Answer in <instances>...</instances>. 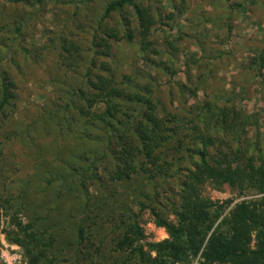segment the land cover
<instances>
[{
  "label": "rangeland",
  "instance_id": "1",
  "mask_svg": "<svg viewBox=\"0 0 264 264\" xmlns=\"http://www.w3.org/2000/svg\"><path fill=\"white\" fill-rule=\"evenodd\" d=\"M82 1H50L41 9L37 5L0 4V70L15 90L7 106V112L14 109L15 113L6 120L7 127L14 132H19L22 124L47 128L48 136L35 135V141L53 139L54 144L38 145L37 151L34 146H24L29 128L19 138L7 141L2 148L4 155H13L6 160L12 165L8 166L7 182L12 185L23 180L25 176L18 167L30 163L34 155L46 167H53V177L47 179L56 187L65 186L68 203L80 190L74 170L86 169L91 197L98 192L97 181L111 184L115 175H133L129 182L138 195L129 194L123 214L128 231L133 229L130 238L137 239L133 249L125 253L126 258L131 257L129 264H140L139 247L145 253L141 264H149L158 255L153 244L170 237L160 221L180 225L179 213H187L184 197L192 186L196 187L192 200L215 216L212 230L217 227L227 233L224 220L242 201L258 204L264 228L262 186L246 182L247 175L235 176L233 183L211 176L203 170L199 158L201 137L209 135L215 136L212 149L220 155L222 170L244 175L247 164L264 165V62L260 63L264 59V0H250L244 7L241 0H135L139 14L132 4L106 19L102 17L111 0ZM234 8L239 11L234 12ZM142 30L148 33L143 48ZM12 56L17 65L11 63ZM123 72L128 74V87L120 83ZM81 79L91 96L84 118L83 114H74L72 105L67 110L63 107L67 97L62 87L76 86ZM117 87L126 94L124 99L117 96L110 101L124 122L122 127L119 124L125 136L120 140L115 139L118 132L114 134L112 124L96 117L103 114L107 103L103 94L95 92L106 95ZM148 98L151 105L146 104L142 111L154 108L153 124L157 123L162 136L148 132L144 141L130 143L132 134L124 133L126 124L137 116L134 108L141 107L139 102ZM121 112L132 116L125 117ZM145 123L152 125L151 121ZM234 136L245 137L246 146ZM110 137L116 141L113 147L107 146ZM178 141H183V146ZM55 149L62 150V156L57 158ZM25 150L33 153L26 155ZM149 155L154 166H149ZM40 177L47 176L40 173ZM15 186L16 191L12 186L0 195V264H28L22 247L10 242L4 233V228H16L13 218L27 225L29 215L34 213L28 204L31 199L20 202L17 193L21 187ZM93 223L92 218L86 219L90 242L94 233L103 239L108 231L105 225ZM259 227L257 223L250 225L252 249L258 245ZM42 228L36 232L46 239ZM104 240L105 252L109 253L112 242L108 237ZM48 252L53 254L52 249ZM66 255L59 251L56 257L65 259ZM176 264L205 263L200 254H190Z\"/></svg>",
  "mask_w": 264,
  "mask_h": 264
},
{
  "label": "trees",
  "instance_id": "2",
  "mask_svg": "<svg viewBox=\"0 0 264 264\" xmlns=\"http://www.w3.org/2000/svg\"><path fill=\"white\" fill-rule=\"evenodd\" d=\"M50 1L58 2H72L75 0H0V4L4 2H9L13 6H22V5H37L41 9L49 3ZM82 1V0H81ZM91 0H83L84 3H89ZM135 6V11L137 14L140 13L138 6L135 4V0H111L105 8L102 19L110 17L113 12L122 11L127 6ZM210 19V18H209ZM148 33L145 30L141 31L142 38V47H145V39ZM132 37V35H130ZM2 54L0 50V61L2 59ZM16 57L12 56L10 59L11 63L17 65ZM148 61L150 59L148 58ZM264 62L260 60V63ZM88 74H91L90 67H88ZM120 83L128 87V82L126 83L125 79H129L128 74L121 73ZM127 75V76H126ZM1 82H0V195L3 194L8 187H12L16 191V186L19 185L21 188L18 189L19 201L25 200L28 202V199H31L28 203L30 208H33L34 213L29 215L30 222L26 225L21 219L13 218L14 225L16 228L8 227L4 228V233L6 234L7 239L15 244H18L22 247L25 256L27 258L28 264H105L109 261L108 264H129L128 261L131 258H126L125 253L130 249H133V246L137 239L130 238L129 231L133 230L132 227L129 228V225L126 224L123 214L127 212V197L129 194L137 196L136 188L133 186V183L129 182L133 175L122 174L115 175L112 179L111 184H107L103 180L97 181L98 183V192L91 197L89 189L86 187V169L77 172L74 170V175L79 177V182L77 185L80 190L76 191L74 195L71 196L69 203L64 199L66 193L65 186L56 187L51 179L53 177V167L43 165L39 156L34 155V160H30V163L18 167V170H21L25 176L23 180L19 181L16 184H9L7 182L8 166H12L10 162L6 160L12 159L13 155L9 152H6L4 155V144L6 145L7 141L15 140L21 135L28 132L24 142V146H34L36 148L38 145H43L48 143L53 146V139L46 142L37 143L35 141V135L43 134L48 136L49 129L42 128L39 130L38 127H35V124L21 125L19 132H14L9 127H7V121L9 116L15 113L14 109L7 112V106H9L12 97H14L15 90L12 83L9 82V78L5 75L3 70H0ZM81 78L83 76H80ZM81 79L76 86L67 85L63 86L64 94L67 97L65 99L64 109H68L69 105L73 106L74 114H83L81 118L86 117V107L87 101L91 96L88 95L86 90L83 88ZM89 83V81H87ZM91 88L93 85L89 83ZM102 89V87H100ZM98 89V88H97ZM93 91V90H92ZM94 92V91H93ZM97 94H103L106 97V108L99 115H96L97 119L100 121H106L109 124H112L114 132L117 133L114 135L116 140L123 139L124 134L120 132V126L124 125L122 119H119L117 116V110L115 111L114 104H111L112 99L125 98L122 91L115 88L111 93L106 95L103 92H95ZM127 93V91H126ZM97 96V95H94ZM127 97L131 100V96L127 94ZM61 98H63L61 96ZM58 98V99H61ZM136 98V97H135ZM151 100L148 98L145 101H140L141 107L134 108V112L137 115L130 121L128 129L124 131H131V141L135 142L136 140L144 141L146 137L148 138V132L154 137L162 136L161 132L156 126L157 123L153 124L155 117L154 108L148 107L147 111L143 112L142 109L146 104L150 106ZM165 108V107H163ZM11 112V113H10ZM143 112V113H142ZM36 111L34 112V114ZM122 113V112H121ZM48 114V112L46 113ZM125 117H130L132 115L128 113H122ZM139 114V115H138ZM146 121H151L152 125L146 124ZM182 120H180L181 124ZM151 127V128H150ZM121 134V136H120ZM146 135V137H145ZM204 135V134H202ZM201 136V135H200ZM113 137L108 138L107 146H111L116 142L112 140ZM201 144L202 148L199 151V158L203 170L210 174L211 176L223 177L224 180L234 182L235 176H246V182L259 183L264 190V165H259L254 167L252 163L247 164L244 170V175L239 173H232L231 171L222 170L219 167L220 155H216V150L212 149V146L215 143V136L204 135ZM238 139L240 144L245 141V137H233ZM55 141V140H54ZM236 142V140H235ZM123 144V143H122ZM178 144H182L183 141H178ZM56 146V144H55ZM54 146V147H55ZM24 147V149L26 148ZM38 148V147H37ZM36 148V151H37ZM19 152H23L19 148ZM55 149V156L58 158L62 156V150L58 152ZM125 152V150H124ZM26 155L32 154L25 150ZM150 156V155H149ZM28 160V157H25ZM183 159V157H180ZM62 160V158L60 159ZM149 166H154V159L150 156ZM47 176L45 178H37V175ZM57 174V170L55 169ZM201 179H198L200 182ZM191 191L188 195L184 197V208L187 210V213H179L180 215V225H173L166 223V221H160L161 224L167 226L170 237L161 242L153 244L155 250L158 252L156 257H152L149 261V264H176L179 261L186 259V256L193 254H200L203 258L205 264L213 263H226L232 262L233 264H264V228L262 227V216L258 214L257 203L251 204L246 201L239 202L235 205L234 209L231 211V214L228 218L224 220V225L227 226V233L219 231L217 227L213 229L215 224V216L212 215L210 211L201 208L197 201L192 200L193 193L196 191V187H190ZM38 191L37 196L36 192ZM130 191V193H129ZM134 192V194L132 193ZM83 194V199H80V195ZM144 195V192L140 193ZM87 197V199H86ZM93 199V203H91ZM65 201V202H64ZM87 203V204H86ZM93 204V206H92ZM264 205V200L260 202ZM89 207V208H87ZM92 207V208H91ZM57 211V215L54 214V211ZM87 211V212H86ZM3 214L0 211V225L1 218ZM27 216V215H26ZM92 218L94 220L93 224L96 225H105L108 228L107 233L104 238L108 237V240H111V249L109 253H106L105 250V240L102 239L100 234L94 233V239L92 242L91 234H86V219ZM251 223H257L260 227L258 230V245L257 248L252 249L249 246L251 239ZM43 227L44 233H46V239H42L36 230ZM98 232V231H96ZM64 234V235H63ZM117 234V235H116ZM124 234V236H122ZM135 234H138V231H135ZM42 240V241H41ZM58 247V251L57 250ZM60 247V250H59ZM52 249L53 254L49 253L48 250ZM139 254L140 264L141 261L145 258V253L143 252L142 247L136 249ZM65 252V259L56 257L57 252ZM125 256V257H124ZM137 257V255H135Z\"/></svg>",
  "mask_w": 264,
  "mask_h": 264
},
{
  "label": "crops",
  "instance_id": "3",
  "mask_svg": "<svg viewBox=\"0 0 264 264\" xmlns=\"http://www.w3.org/2000/svg\"><path fill=\"white\" fill-rule=\"evenodd\" d=\"M231 1L234 2V0H231ZM238 1H240V0H238ZM241 1H242V3H241ZM241 1H240L241 6L244 7L245 3H248L250 0H241ZM260 3H262V2H260ZM237 11H239V10H235V8H234V12H237Z\"/></svg>",
  "mask_w": 264,
  "mask_h": 264
}]
</instances>
